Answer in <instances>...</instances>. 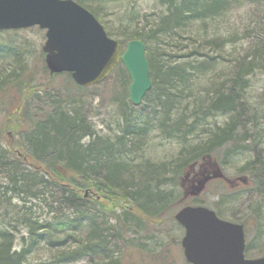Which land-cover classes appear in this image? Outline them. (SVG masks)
I'll return each mask as SVG.
<instances>
[{"label": "rangeland", "instance_id": "1", "mask_svg": "<svg viewBox=\"0 0 264 264\" xmlns=\"http://www.w3.org/2000/svg\"><path fill=\"white\" fill-rule=\"evenodd\" d=\"M78 1L122 49L130 33L146 35L166 14L160 0ZM220 3L222 8L216 13L184 19L169 33L143 40L147 62L157 56L168 63L187 62V55L198 61L186 63L193 68L177 85L178 96L169 114L149 95L140 105L130 103V80L122 64L103 82L79 87L67 73L49 74L41 49L44 29L0 30V126L9 121L7 113L19 109L34 114V123L41 117L50 120L59 111L68 113L75 127L81 124L89 131L80 143L90 145L92 155L105 145L112 146L113 160L121 170L116 189L125 198L121 207L114 198L109 201L98 194L97 187L107 174L104 169L88 171V178L86 173L73 174L82 185V202L74 206L58 205L47 190L10 195L9 204L0 202V227L10 231L12 250L24 249V264H181L171 239L175 232L170 229L175 228L174 213L185 204H201L223 219L252 223L247 242L254 254L264 252V236L257 234L264 232V0ZM206 57L214 63L202 66L199 61ZM238 72L243 75L236 85L242 92L239 110L203 116L217 89L231 85ZM18 80L25 100L17 91L21 86L14 85ZM179 120H183L182 128L176 125ZM230 121L236 136L214 149L205 161L213 162L224 177L209 178L196 192L190 191L188 182L197 164L188 174L184 171L188 164L201 161L193 156L195 150L204 148L209 129ZM9 124L16 129L6 137L28 150L27 126ZM254 163L262 165L259 176L250 174ZM85 179L89 183L92 179L89 186ZM2 184L0 176V196H8ZM141 187L149 191L147 196L140 194ZM103 191L112 194L107 188ZM74 216L82 222L76 229L54 228L57 220ZM23 219L37 225L36 239L30 238ZM163 228L166 235L161 233ZM82 243L96 250L74 254Z\"/></svg>", "mask_w": 264, "mask_h": 264}, {"label": "trees", "instance_id": "2", "mask_svg": "<svg viewBox=\"0 0 264 264\" xmlns=\"http://www.w3.org/2000/svg\"><path fill=\"white\" fill-rule=\"evenodd\" d=\"M79 2L78 0H76ZM162 4L166 5V14L159 17L156 28H153L146 35L133 31L128 35V40L141 39L148 42L150 39H154L156 36L167 34L170 30L176 28L180 23H183L184 19H189L194 16L208 15L210 13H216L219 8H222L221 0H160ZM80 3V2H79ZM199 11V12H198ZM198 18V17H194ZM108 34V33H107ZM109 35V34H108ZM193 54V53H191ZM160 57H150L149 62V77L151 80V87L145 93L144 96L150 97L154 102H159L164 106L166 110L165 114H169L171 111L172 100L178 96L176 90L177 85L188 78L190 66L193 61L198 63L197 59L191 58L187 55V62L179 60L175 64L169 62L167 65H158ZM202 66H208L214 63L213 58L206 57L199 61ZM122 64V63H119ZM119 64L116 66L118 67ZM125 72V70H122ZM67 73V72H64ZM71 78L70 74L67 73ZM54 75V74H53ZM243 79L241 72L235 76V79L230 83L231 85H221L217 89L215 97L211 102L203 109V116L214 115L218 113H226L236 109L237 111L239 100L242 99V92L237 91L236 85ZM73 81V80H72ZM20 87L22 81L18 80L14 85ZM8 85L5 84V86ZM80 87V86H79ZM7 87H4V89ZM2 89V88H1ZM21 99L23 97V87L18 90ZM146 96V97H147ZM17 104V103H16ZM16 110V109H15ZM235 110V111H236ZM76 111H74L75 113ZM76 114V113H75ZM238 116L240 114L237 112ZM9 118L8 122H5L0 126V176L4 179L1 189L3 192L8 191L9 195H1L0 202L2 204L11 201L10 195H33L38 191L47 190L50 195L58 202V205H76L72 203H81L82 194L80 187V180L75 179L73 174L75 172L85 174L87 172H99V169L104 173H107L104 177V181L97 187L98 194H103V199L112 201L115 199V204L123 206L124 197L122 193L117 191L116 182L117 177L121 173L119 166L113 160V154L111 151L112 146L105 145L100 151L95 152V156L92 155L93 148L89 145H83L80 143V139L84 137L89 131H85L84 126L77 124L74 126V117H70L68 113H57L50 117V120L40 118L39 122L34 123L35 115L26 111L21 113V109L16 112L12 111L7 113ZM176 125L181 124L183 127V120ZM22 124L29 129L30 145L28 150H23L18 147L12 140H9L7 133L13 135L16 125L9 124ZM73 122V123H72ZM26 128V127H25ZM133 129V128H132ZM180 130V129H179ZM135 132V130L133 129ZM234 126L232 122H228L225 126L218 129H209L210 137L206 139L204 148L195 150V158H205L210 155L218 146L224 142L233 140ZM235 134V135H234ZM233 135V136H232ZM87 146V148H85ZM236 147V145H234ZM240 148V147H239ZM89 153V156L86 154ZM110 154V155H109ZM103 156V158L101 157ZM189 165V164H188ZM260 163H254L250 168V174L259 176ZM185 173V171H184ZM88 178V177H87ZM83 180V179H82ZM90 183L92 179H90ZM87 186L90 185L86 180ZM96 182V180H93ZM103 188H107L112 194L105 193ZM140 194L147 196L149 192L146 188H140ZM149 194V193H148ZM123 201V202H122ZM100 204V200L97 201ZM72 207V206H69ZM68 207V208H69ZM82 218V215L80 216ZM77 220V223L75 221ZM29 227V234L32 240L36 239L37 225L33 224L29 219L21 220ZM93 222V221H92ZM81 220L74 217H66L64 219L57 220L54 223V228L63 231L65 229H76L81 225ZM93 226V225H91ZM95 228L93 227V230ZM9 230L5 227H0V264H24L21 256L24 254L23 250H12L13 240L11 239ZM96 250L95 247L90 245L80 244L74 251V254H81L88 251ZM111 264V263H110Z\"/></svg>", "mask_w": 264, "mask_h": 264}, {"label": "water", "instance_id": "3", "mask_svg": "<svg viewBox=\"0 0 264 264\" xmlns=\"http://www.w3.org/2000/svg\"><path fill=\"white\" fill-rule=\"evenodd\" d=\"M37 25L50 74L69 72L80 86L102 82L119 61L128 72V99L137 106L151 87L145 44L131 39L122 49L94 14L75 0H0V30ZM213 175H219L213 169ZM203 179L200 181V186ZM185 228L183 253L192 264H264V256L244 258L241 225L218 218L204 206L185 205L175 214Z\"/></svg>", "mask_w": 264, "mask_h": 264}, {"label": "flooded vegetation", "instance_id": "4", "mask_svg": "<svg viewBox=\"0 0 264 264\" xmlns=\"http://www.w3.org/2000/svg\"><path fill=\"white\" fill-rule=\"evenodd\" d=\"M210 167H211V163L207 162L206 167H204L202 169V171H201L202 173L191 175L192 179H190V182H188V187H190L191 189L194 188L196 183L201 181L205 176L206 177L209 176L210 175ZM234 222H236V221H234ZM236 223L241 224L242 230H243L244 244H245L244 245V249H243L244 257H246V258H255V257L263 256L264 252H261L259 254H254L253 253L254 252V247L249 245L248 242H247V237L249 235V230L252 228L253 224L252 223H247V222H236ZM164 230H166V229L163 228V230H162L163 232H161V233L166 235V233H164ZM170 230H174V232H175V235L172 236L171 239H174V241H175L176 251H177V254L179 256V259L181 260V264H192V263H190V262H188L186 260V258L184 256V253H183L182 238L185 235L184 226L182 224L178 223V222H175V228H171ZM257 234L264 236V232L259 233L257 231ZM168 251H169V249H166L165 252L167 253ZM173 264H177V263H173Z\"/></svg>", "mask_w": 264, "mask_h": 264}, {"label": "bare ground", "instance_id": "5", "mask_svg": "<svg viewBox=\"0 0 264 264\" xmlns=\"http://www.w3.org/2000/svg\"><path fill=\"white\" fill-rule=\"evenodd\" d=\"M167 60V59H166ZM168 64V62L167 61H165L164 59H161V60H159L158 61V65H157V67H159L160 65H167ZM125 69V68H124ZM125 71H126V69H125ZM126 73L128 74V72L126 71ZM129 76V75H128ZM130 101V100H129ZM131 103V102H130ZM132 104V103H131ZM133 105V104H132Z\"/></svg>", "mask_w": 264, "mask_h": 264}]
</instances>
